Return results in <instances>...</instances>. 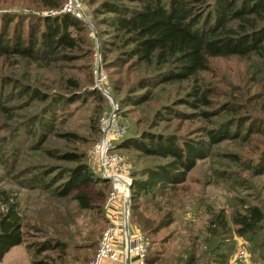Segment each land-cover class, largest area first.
<instances>
[{"label":"trees","instance_id":"1","mask_svg":"<svg viewBox=\"0 0 264 264\" xmlns=\"http://www.w3.org/2000/svg\"><path fill=\"white\" fill-rule=\"evenodd\" d=\"M90 1L89 22L95 31L83 18L63 10L64 0H31L34 7L55 12L29 9L1 12L0 55H13L14 59L25 58L33 63L43 57L72 62L85 56L82 51L86 48L88 70L84 92L105 100L107 97L95 85L98 36L100 66L106 74L103 86L120 109L153 100L156 88L162 84L192 80L178 101L197 108L201 117L211 114L208 107L213 105V90L202 88L195 81L196 75L207 69L210 57L256 58L264 65V0ZM262 70L260 66L250 76L259 88L249 95L244 94L245 98L242 92L235 93L233 97L241 98L242 102L231 99L222 102L214 113L227 111L232 115L214 127L205 128L202 138H180L171 132L142 129L138 134H125L115 142L116 149L132 148L143 157L154 158L131 167L130 172L129 220L139 226L149 240L145 256L148 264H199L201 261L203 264H231L225 244L230 226L224 209L211 213L203 247L193 241L168 257L166 250L171 232L159 238L158 234L175 220L176 208L171 197L186 180L196 160L207 156L211 145L228 138L240 139L249 155L233 152L234 160L245 164L254 175L264 173V79H257L264 76ZM5 77L3 85L18 87L19 93L28 94L29 100H46L38 111L18 123L16 128L20 132L36 128L47 133L52 131L57 106L82 95L79 92L82 81L75 74L60 76L50 91L13 75ZM168 113L185 115L174 108H169ZM158 118H163L160 109L154 113L153 125H157L155 119ZM100 130V127L95 128L98 133ZM45 153L63 163L28 166L24 170L28 176L22 182L30 189L40 186L54 198L49 210L51 231L37 228L42 232L41 238L27 241L24 228L31 224L26 222L16 194L1 188L0 260L19 243L25 244L32 264H56L57 259L63 260L71 245L66 237L75 232L69 226L74 223V217L60 199L73 200L79 210L95 211L101 220L87 228L83 235V245L90 250L85 260L94 255L107 225L104 200L110 181L102 178L100 171H93L83 152L48 148ZM98 183L99 186L92 187ZM232 221L237 234H254L263 227L264 212L258 204H247L232 216ZM58 225L65 229L61 230ZM248 248L253 254L252 247ZM47 250H56V255L45 253Z\"/></svg>","mask_w":264,"mask_h":264},{"label":"rangeland","instance_id":"2","mask_svg":"<svg viewBox=\"0 0 264 264\" xmlns=\"http://www.w3.org/2000/svg\"><path fill=\"white\" fill-rule=\"evenodd\" d=\"M78 2L80 11L77 16L90 21L91 1L78 0ZM28 9L39 12L52 11L34 7L31 0H0V13ZM92 29L95 31L94 27ZM96 46L97 56L100 52L98 36ZM86 52L85 48L82 51L85 56L72 62L43 57L33 63L25 58L14 59L13 55H0V189L7 188L11 194H16L27 217L26 222L31 224L24 228L27 241L41 238L42 232L37 228L51 231L52 217L49 210L54 198H50L49 192L40 186L30 189L22 182L28 176V173L24 172L28 166L45 162L63 163L47 155L46 149L57 148L83 152L93 171H100L99 157L94 147L102 136L104 121L111 114L112 120L125 129V134H138L142 129H150L175 133L180 138H202L205 128L214 127L232 115L227 111L214 113L221 103L228 99L242 102L241 98H234V94H239L240 91L244 97V94L249 95L250 92L257 90L259 85L250 79L251 73L260 66L264 72V65L256 58L210 57L207 69L200 71L195 81L202 88L208 87L213 90L211 98L214 101L213 105L208 107L211 112L208 117H201L197 108L178 101V98L186 93L192 80L162 84L156 88V96L153 100L139 106L127 105L121 109L117 105L113 111V104L108 98L99 100L84 92L87 87L84 80L88 70ZM69 74L77 75L82 81L83 86L79 90L82 95L57 106V118L52 131L47 133L41 128L30 129V131L21 129V132L17 130L18 123L24 122L38 111L46 100H29L28 94H20L18 87L3 85L5 76L13 75L23 82H30L50 91V88L55 87L53 82L60 76ZM257 79L262 81L264 76L261 75ZM35 80L42 85L37 84ZM5 106L6 108L3 109ZM169 108L178 109L185 115L177 116L174 113H168ZM158 109L163 114V118L155 119L158 123L153 125L154 113ZM96 127H100V133L95 131ZM120 138L113 141L114 146ZM262 138L264 139V136ZM114 150L122 154L131 167L154 160L153 157H143L132 148H114ZM233 152L244 156L249 155L243 141L238 138L224 139L211 145L207 156L196 160L186 180L178 186L174 196L171 197L176 208L175 220L158 234L159 238L171 232L172 236L166 250L168 257L190 246L193 241L203 247V240L207 236L206 226L211 213L224 209L230 226L228 235L225 237L230 263L237 264L235 251L240 244H243L252 247V256L258 264H264V221L261 229L256 230L254 234L245 235L235 232L232 221V216L237 211H242L247 204H258L264 212V173L257 175L251 173L245 164L234 160L231 155ZM99 184H93L92 187L96 188ZM60 201L68 206L70 216L74 217V223L69 226L75 235L73 233L70 237H66L62 234L71 241V245L67 247L63 260L57 259L56 264H85L89 259L85 260V256H90V250L83 245V235L87 228L101 220L96 216L95 211L77 209L73 200L60 199ZM58 227L61 230L65 229L62 225ZM56 252V250L45 251L52 256H55Z\"/></svg>","mask_w":264,"mask_h":264},{"label":"built area","instance_id":"3","mask_svg":"<svg viewBox=\"0 0 264 264\" xmlns=\"http://www.w3.org/2000/svg\"><path fill=\"white\" fill-rule=\"evenodd\" d=\"M79 6L78 0H66L62 9L78 15ZM105 78L106 74L100 66L97 53L95 85L102 86L109 92L103 86ZM124 134L125 129L113 120L109 122L108 118L104 121L102 136L94 147L99 157L100 171L111 176L109 180L111 187L104 200V209L108 212L107 225L98 239L94 255L85 264H102L105 259L118 261L121 264H133L134 262L135 264H148L145 256L148 252L149 240L139 226L132 225L129 220L131 166L122 154L114 150L113 141ZM235 259L238 264H258L249 248L243 244L237 247Z\"/></svg>","mask_w":264,"mask_h":264},{"label":"crops","instance_id":"4","mask_svg":"<svg viewBox=\"0 0 264 264\" xmlns=\"http://www.w3.org/2000/svg\"><path fill=\"white\" fill-rule=\"evenodd\" d=\"M105 214L108 212L105 210ZM134 262V260H133ZM0 264H32L29 252L24 243L13 245L0 260ZM102 264H121L118 261H111L109 259L103 260ZM135 264V262L133 263Z\"/></svg>","mask_w":264,"mask_h":264},{"label":"water","instance_id":"5","mask_svg":"<svg viewBox=\"0 0 264 264\" xmlns=\"http://www.w3.org/2000/svg\"><path fill=\"white\" fill-rule=\"evenodd\" d=\"M85 20L91 25V27H93L92 24H91L87 19H85ZM98 87L100 88V90L103 91V93H104L106 96H108V98H109V99L111 100V102L114 104V107H113V111H114L115 108H116V106H117L116 101L113 99V97L110 95V93L107 92L102 86H98ZM112 118H113V115L111 114V116L109 117V122H111ZM101 176H102V178H104V179H106V180H110V178H111V176H110L109 174L104 173V172H101ZM130 185H131V181L129 182V188H130Z\"/></svg>","mask_w":264,"mask_h":264}]
</instances>
